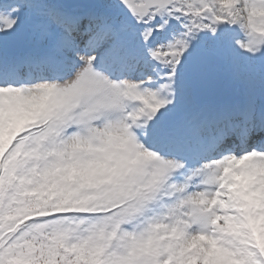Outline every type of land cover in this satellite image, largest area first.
<instances>
[{"label": "snow or ice", "instance_id": "1", "mask_svg": "<svg viewBox=\"0 0 264 264\" xmlns=\"http://www.w3.org/2000/svg\"><path fill=\"white\" fill-rule=\"evenodd\" d=\"M0 264H264V0H0Z\"/></svg>", "mask_w": 264, "mask_h": 264}]
</instances>
